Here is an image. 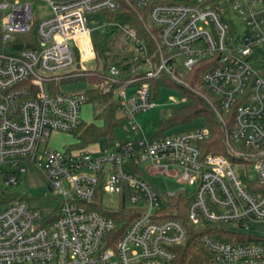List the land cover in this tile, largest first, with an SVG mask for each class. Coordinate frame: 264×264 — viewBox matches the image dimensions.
<instances>
[{
	"label": "built area",
	"instance_id": "2783aa9c",
	"mask_svg": "<svg viewBox=\"0 0 264 264\" xmlns=\"http://www.w3.org/2000/svg\"><path fill=\"white\" fill-rule=\"evenodd\" d=\"M34 1L0 3V196L30 168L59 201L44 215L25 200L0 198V264H170L173 248L186 239L183 224L167 217L176 197L188 200L192 224H222L255 238L205 236L210 258L202 264H264V235L245 231L264 223V72L253 56L254 46L264 45V0H229L251 36L235 33L213 0H132L148 39L118 26L134 51L122 66L102 71L83 67L101 59L84 15L116 11L123 0H42L51 9L43 20L34 19ZM202 61L208 63L202 84L216 97L208 103L223 124L227 156L205 153L210 132L203 122L111 148L44 145L53 133L74 136L87 124L83 107L90 104L94 113L98 107L89 90L116 100L126 121L153 106L149 81L166 74L187 86L182 74ZM84 75L98 82L83 93L60 90ZM128 125L127 134L140 132L133 121ZM106 194L133 211L116 239L113 220L93 209L99 195L110 209Z\"/></svg>",
	"mask_w": 264,
	"mask_h": 264
},
{
	"label": "trees",
	"instance_id": "16d2710c",
	"mask_svg": "<svg viewBox=\"0 0 264 264\" xmlns=\"http://www.w3.org/2000/svg\"><path fill=\"white\" fill-rule=\"evenodd\" d=\"M212 2H214L215 6L217 5L215 0ZM104 14L109 24L113 23L116 27L128 25L134 28L139 36L145 40L148 39L143 22L139 18V12L134 7L132 0H123L118 10L112 12L106 11ZM21 46L27 47L25 44ZM95 49L102 58L106 50V41L103 40L99 46H95ZM207 65V61H202L189 73L182 74V78L187 86L176 83L166 74H161L156 80L149 81L153 91V101L159 98L161 88L168 87L175 90L185 102V105L181 108H170L168 110L167 120L154 133V137H161L165 132L175 127L190 123L195 119H201L210 132V137L204 145L205 153L227 156L223 140V124L216 116L205 96H208L213 102L216 101V97L205 88L201 80L202 75L207 69ZM259 70L264 72L262 71L264 68H259ZM76 79H84L91 85L98 82L96 76L84 75L72 80ZM86 94L91 102L98 103V107L94 109V121L83 124L74 134L77 140L74 147L81 149L98 143L103 148H111L116 141L115 130L122 128L125 122L124 118L118 116V103L97 89L89 90ZM231 121L230 119L228 126L232 124ZM1 199L3 202L16 201L10 195L3 196ZM20 200L25 199L20 198ZM173 202H176V208H171L167 217L177 219L183 224L186 230V239L184 243L173 248L175 257L170 264H202L208 261L210 254L203 243V237L205 236L220 242H249L255 239L250 235L236 234L230 231L226 225L222 224L202 223L194 225L187 219L185 214L188 200L183 197H176L173 199ZM93 209L100 211L113 220L115 224L113 232L115 239L123 232L133 216L132 209L126 205L124 200H121L116 208H104L102 206V196L100 195L95 199Z\"/></svg>",
	"mask_w": 264,
	"mask_h": 264
},
{
	"label": "rangeland",
	"instance_id": "374dc122",
	"mask_svg": "<svg viewBox=\"0 0 264 264\" xmlns=\"http://www.w3.org/2000/svg\"><path fill=\"white\" fill-rule=\"evenodd\" d=\"M29 0H8L9 4H17L27 2ZM3 0H0L2 3ZM219 9L223 12L225 19L230 23L234 32L240 36H251L252 32L247 26L246 21L238 15L233 9V3L229 0H216ZM34 19L43 20L51 16V9L48 3L42 0L33 2ZM5 11V10H4ZM84 21L87 30L89 31L92 44L99 46L103 40L106 41V50L104 56L98 59L95 64L89 63L83 65L85 70H99L111 66L118 67L125 64L134 51L132 44H129L124 30L121 27H116L107 22L104 13H94L84 15ZM125 47V48H124ZM253 56L256 57L254 64L260 69L264 68V45H256L253 48ZM264 71V70H262ZM183 81L184 79L181 78ZM185 82V81H184ZM91 89V84L84 79H76L65 81L60 85V90L67 94H78L86 92ZM206 100L213 102L208 96ZM185 105L184 100L178 93L168 87H163L159 91V98L153 101V106L146 111L137 112L132 117L127 118L122 128L115 130V140L119 144H123L132 138H151L159 129L161 124L168 118V110L170 108H181ZM82 119L87 124L94 121V112L90 104H86L82 109ZM122 114L119 112L118 116ZM128 121H133L140 132L137 134H127L125 131H130ZM202 125L201 119H195L190 123L175 127L170 131L176 132L180 130L193 129ZM77 143L76 138L71 134L53 133L47 142L49 148L56 151H61L64 146L68 147ZM238 148V144L234 145ZM94 148V147H93ZM95 149V148H94ZM254 173L251 170L249 176L253 177ZM3 176L0 174V184ZM22 183L17 186H10L5 190V195H10L15 200L24 198L31 206L38 208L44 215H49L55 212L58 207L59 197L50 193L45 181L38 176L32 169L28 168L26 175L21 178ZM163 184L158 186L162 189ZM1 198V196H0ZM11 202V201H10ZM5 203H9L5 202ZM103 204L109 208H116L118 206L117 198L112 194L103 196ZM246 232L255 235H264V223H256L245 230Z\"/></svg>",
	"mask_w": 264,
	"mask_h": 264
}]
</instances>
